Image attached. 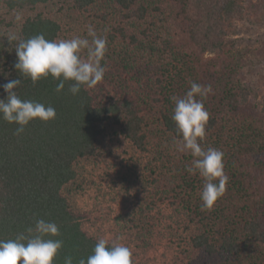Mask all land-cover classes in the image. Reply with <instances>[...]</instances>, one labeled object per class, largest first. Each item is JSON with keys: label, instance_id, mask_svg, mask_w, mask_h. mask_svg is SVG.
Returning <instances> with one entry per match:
<instances>
[{"label": "trees", "instance_id": "obj_1", "mask_svg": "<svg viewBox=\"0 0 264 264\" xmlns=\"http://www.w3.org/2000/svg\"><path fill=\"white\" fill-rule=\"evenodd\" d=\"M50 1L4 3L14 11L45 6ZM114 1L129 14V19L149 20L151 10L157 12L166 29L162 32L186 36L193 51L171 49L167 61L158 64L150 88L148 84L144 91L148 96L143 99L117 94L109 103L99 104L91 88L81 86L80 92L72 95L68 89L73 81L65 82L61 92L55 90L59 81L51 76L33 84L15 68L16 42L0 40V99L7 98L2 86L9 80L20 79L22 83L16 92L21 99L51 105L57 112L52 121H32L20 135L15 134L19 125L0 116V239H14L28 227H34L35 219L42 218L59 226L60 235L51 238L64 242L55 264H64L65 256H72L73 264H78L80 258L91 255L98 239L84 230L86 217L72 211L63 194L65 187L77 178L76 163L98 156V142L108 125L120 127V134L142 153L150 151L154 122L173 142H179L182 137L172 120L175 105L171 97H184L191 83L196 82L212 87L206 97H197L203 99L210 113L206 137L200 143L204 150L213 147L224 153L229 197L220 198L211 210H202L198 194L204 179L198 172L193 175L186 170L194 157L187 151L177 156L179 151L175 148L164 149V144L156 143L157 152L161 150L159 158L169 153L164 173L167 180L171 179L173 203L185 207L191 223L198 226L190 239L197 252L228 262L253 247L261 256L241 264H264V99L243 82V65L226 43L234 23L243 16V7L234 0ZM68 3L80 12H88L97 0ZM150 3L156 4L151 8ZM60 32L56 20L37 14L28 17L16 35L27 39L44 34L48 40H58ZM142 33L148 42L151 33ZM120 36L128 38L125 33ZM129 37L134 45L142 39L135 34ZM156 39L167 48L169 42L165 37ZM155 49L151 47L150 53L154 54ZM161 51H156L157 55ZM205 51L218 58L212 60V65L201 59L203 55L199 53Z\"/></svg>", "mask_w": 264, "mask_h": 264}, {"label": "rangeland", "instance_id": "obj_2", "mask_svg": "<svg viewBox=\"0 0 264 264\" xmlns=\"http://www.w3.org/2000/svg\"><path fill=\"white\" fill-rule=\"evenodd\" d=\"M234 1L243 7V16L234 23L233 32L226 39L227 47L232 46L231 51L243 65V82L264 99V0ZM37 14L53 18L60 24L59 39L81 36L91 41L89 25L97 36L107 38V53L102 61L107 69L105 77L91 88L99 104L109 103L117 94L136 98L148 96L144 91L155 77L158 64L170 57L171 49L193 51L186 36L180 38L174 31L162 32L166 29L157 12L151 10L149 20L129 19V14L114 0H97L88 12L72 8L68 0H51L45 6L11 11L4 0H0V40L9 33L17 34L22 23ZM119 30L128 38L121 37ZM144 31L151 33L148 42L143 39ZM134 34L142 38L136 45L129 37ZM161 35L169 42L167 48L156 39ZM151 47H156L154 54L150 53ZM158 50H163L160 56L156 53ZM199 54L211 65L213 59H218L208 51ZM82 55L86 58V52ZM153 124L148 153L133 147L120 134V127L108 125L98 142V156L76 163L77 178L65 187L63 194L72 211L86 217L84 230L98 240L104 238L111 244L129 246L134 264H241L261 256L259 250L251 247L240 257L220 262L191 246V236L198 226L191 223L185 207L173 203L171 179L167 180L164 173L169 165L165 162L169 153H163L162 160L159 158L161 150L157 152L155 144H164V149L170 150H176V145L157 123ZM228 197L229 192H225L222 199Z\"/></svg>", "mask_w": 264, "mask_h": 264}, {"label": "clouds", "instance_id": "obj_3", "mask_svg": "<svg viewBox=\"0 0 264 264\" xmlns=\"http://www.w3.org/2000/svg\"><path fill=\"white\" fill-rule=\"evenodd\" d=\"M17 19H20L18 16ZM107 31V29L105 30ZM88 36L92 39L74 36L70 39L48 40L44 34L21 39L15 33H9V43L16 42L17 62L15 68L23 77L30 78L33 84L51 76L58 80L56 91L65 88V82L73 81L68 91L77 95L81 86L94 88L106 73L102 65L107 53V38L97 36L95 29L88 26ZM86 52V58L82 55ZM22 80H9L2 87L7 93L6 99H0V116L9 123H16L15 134L20 135L34 120L49 122L57 118L56 109L44 103L21 99L16 89ZM212 91L211 85L191 83L190 89L182 98L172 96L174 109L172 120L182 139L174 141L176 150L190 152L194 157L192 165L187 167L190 174L204 179L201 191L202 210H211L226 192L228 177L224 172V153L216 148L204 150L201 141L206 137V127L210 113L203 99ZM60 235L59 226L54 221L35 219L34 227H28L14 239H0V264H55V260L64 246L61 239H52ZM64 264H73L72 256L64 257ZM78 264H134L133 253L123 243H112L100 238L92 254L86 259L80 258Z\"/></svg>", "mask_w": 264, "mask_h": 264}]
</instances>
